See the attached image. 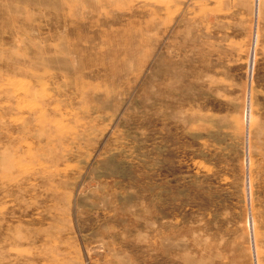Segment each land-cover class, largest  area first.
Segmentation results:
<instances>
[{
  "label": "rangeland",
  "instance_id": "374dc122",
  "mask_svg": "<svg viewBox=\"0 0 264 264\" xmlns=\"http://www.w3.org/2000/svg\"><path fill=\"white\" fill-rule=\"evenodd\" d=\"M0 264H264V0H0Z\"/></svg>",
  "mask_w": 264,
  "mask_h": 264
}]
</instances>
